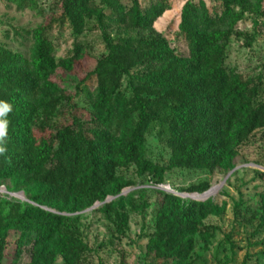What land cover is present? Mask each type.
Here are the masks:
<instances>
[{
  "label": "trees",
  "instance_id": "trees-1",
  "mask_svg": "<svg viewBox=\"0 0 264 264\" xmlns=\"http://www.w3.org/2000/svg\"><path fill=\"white\" fill-rule=\"evenodd\" d=\"M2 1L46 16L40 0ZM210 1L219 9L211 11L206 0H190L183 8L187 57L162 37L107 32L151 31L169 8L163 1L143 8L139 0L131 6L125 0H57L52 10L75 38L72 53L60 60L47 21L26 32L33 41L29 57L0 40V184L12 181L15 192L38 190L27 195L29 203L0 199V264L9 250L13 264H21L26 253L30 264H91L95 250L85 242L77 215L102 205L99 211L121 240L132 214L150 208L143 195H124L136 185L125 175L131 169L159 186L175 170L235 169L241 148L264 132V96L259 84L230 71L226 62L231 42L242 36L240 24L248 16H264V0ZM99 30L108 54L82 76L77 68L89 54L79 38ZM60 71L80 78L78 89L91 108L86 121L53 125L56 113L72 101ZM93 78L97 86H86ZM126 80L129 94L123 90ZM150 137L168 150L166 165L149 159ZM210 189L203 182L184 192L202 195ZM162 194L147 253L165 264H197V238L209 247L220 228L206 221L222 210L213 199ZM260 256L247 254L243 264H264Z\"/></svg>",
  "mask_w": 264,
  "mask_h": 264
},
{
  "label": "rangeland",
  "instance_id": "rangeland-1",
  "mask_svg": "<svg viewBox=\"0 0 264 264\" xmlns=\"http://www.w3.org/2000/svg\"><path fill=\"white\" fill-rule=\"evenodd\" d=\"M57 0H40L46 11L45 18L34 12H20L0 0V40L15 53L29 57L33 45L32 38L26 32H32L48 23L53 24L50 39L56 46L58 60L68 57L73 49L75 38L72 30L66 23L60 22L61 14L52 10ZM100 2V0H97ZM133 0H125L131 6ZM143 8L157 1L166 2L168 10L160 17L151 31L137 32L111 27L107 32L112 37L118 36H145L165 38L179 56L187 57V43L180 32L183 8L190 0H139ZM211 11L219 9V4L206 0ZM19 31L23 35L18 36ZM242 36L234 39L229 48L227 67L230 71L244 75L262 87L264 96V16H248L240 24ZM79 42L84 44L87 54L77 70L80 75L94 71L97 60L108 54L104 40V30L88 31ZM61 87L72 97L55 115L53 125H72L86 121L91 116V108L87 104L82 90H79L80 78L59 73ZM86 86L95 88L97 81L93 78ZM128 81L123 90L129 94ZM241 155L236 160L235 169L231 172L217 171H180L175 170L167 175L163 186L156 185L141 179L134 169L125 172L129 180L136 185L127 189L124 195H143L150 203V208L143 214H132L130 230L126 237L119 240L113 236V225L104 216L97 205L79 215V226L83 232L85 242L95 250L91 264H165L157 262L148 255V236L154 231L157 211L163 199L162 192L171 188L172 194L185 200L201 201L199 194L184 192L194 185L209 182L211 188L219 187L218 192L210 197L220 206L222 213L210 217L206 223L220 228V232L209 247L204 246L197 238L195 257L197 264H243L247 254L260 256L264 252V132L257 133L241 148ZM148 157L155 163L166 165L169 161V152L154 138L148 140ZM36 188L27 191L15 192V184L7 181L0 184V199L29 203L28 194L37 192ZM24 193L22 198L20 193ZM168 193V192H166ZM70 216V215H69ZM260 258L264 261V257ZM14 251L9 250L1 264H13ZM255 260L251 259L250 264ZM21 264H30L29 254L23 256ZM57 264H63L61 260Z\"/></svg>",
  "mask_w": 264,
  "mask_h": 264
},
{
  "label": "bare ground",
  "instance_id": "bare-ground-1",
  "mask_svg": "<svg viewBox=\"0 0 264 264\" xmlns=\"http://www.w3.org/2000/svg\"><path fill=\"white\" fill-rule=\"evenodd\" d=\"M219 188H216L214 189L211 193L207 194V195H204V196H197L199 197L200 199H206V198H210L212 197L213 195H215L217 192H218Z\"/></svg>",
  "mask_w": 264,
  "mask_h": 264
},
{
  "label": "water",
  "instance_id": "water-1",
  "mask_svg": "<svg viewBox=\"0 0 264 264\" xmlns=\"http://www.w3.org/2000/svg\"><path fill=\"white\" fill-rule=\"evenodd\" d=\"M216 188H219V187H216ZM216 188H211L208 192H206V193H204V194H202V196H204V195H207V194H209V193H211L214 189H216ZM19 196H21L22 198L24 197V193L22 192V193H20V195ZM209 198H206V199H202L201 201H207Z\"/></svg>",
  "mask_w": 264,
  "mask_h": 264
},
{
  "label": "built area",
  "instance_id": "built-area-1",
  "mask_svg": "<svg viewBox=\"0 0 264 264\" xmlns=\"http://www.w3.org/2000/svg\"><path fill=\"white\" fill-rule=\"evenodd\" d=\"M164 190H166V192H168V193H173V191L171 190V188H166V189H164Z\"/></svg>",
  "mask_w": 264,
  "mask_h": 264
}]
</instances>
